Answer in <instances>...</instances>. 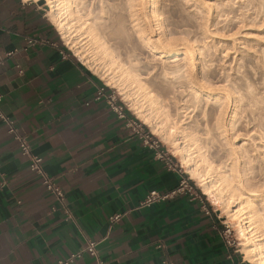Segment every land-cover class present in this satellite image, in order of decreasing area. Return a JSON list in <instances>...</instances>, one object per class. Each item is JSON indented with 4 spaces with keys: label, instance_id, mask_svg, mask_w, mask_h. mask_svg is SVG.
<instances>
[{
    "label": "crops",
    "instance_id": "0c3cea01",
    "mask_svg": "<svg viewBox=\"0 0 264 264\" xmlns=\"http://www.w3.org/2000/svg\"><path fill=\"white\" fill-rule=\"evenodd\" d=\"M112 92L65 44L46 2L0 0L2 110L73 214L52 212L56 198L0 120V264H56L88 239L107 264H245L207 194L170 152L172 162L148 146ZM152 190L168 197L145 204Z\"/></svg>",
    "mask_w": 264,
    "mask_h": 264
},
{
    "label": "bare ground",
    "instance_id": "6f19581e",
    "mask_svg": "<svg viewBox=\"0 0 264 264\" xmlns=\"http://www.w3.org/2000/svg\"><path fill=\"white\" fill-rule=\"evenodd\" d=\"M100 1L102 5L99 16L90 17L92 11L88 10L89 7L87 12H82L83 7L77 0H45L50 7L51 20L57 26L65 44L107 85L117 89L124 96L134 114L149 126L154 134L161 137L165 143L172 145L190 177L198 180L204 192L211 199L213 198L215 205L223 207L230 214V218L236 221L246 258L253 264H264V191H260L259 187L255 189L246 186L249 185L250 178L247 177L249 170L248 167L246 169L245 164L256 154L251 153L252 157H250L249 149L241 147L240 144L233 147L231 143L232 148L230 147L229 153L226 154L228 157L224 156L229 162L215 161L216 164L211 159L209 143L203 142V137L207 139L213 137L214 129L227 138L229 130H235L231 126L234 127L236 124L238 108L232 110L233 117L229 127L226 123V115L230 100L228 94H223L213 99L219 106L216 108L217 116L210 119L215 121L212 129L208 122L203 119L201 121L198 118L200 115L197 116L195 113L193 116L189 115V120L194 118L197 126L183 123L184 114L187 116L191 112L201 110L203 117L207 115L213 91L210 85H205L204 70L210 72L211 66L202 63V57L198 54L199 48L197 49L193 43L183 40L179 44L172 35H168L170 33L166 29L164 13L168 6L171 7L172 0H125V6L119 2L120 0H110L106 5V0ZM82 35H85L86 43H83ZM116 39L122 41L126 49L125 59L121 61H118L107 42ZM131 44L142 45L152 56L160 55L164 74H171L170 78H185L184 81L188 82L185 87L188 86L186 88L192 95L193 104H190L191 101L185 103L182 98L181 102H177L179 99L172 98L171 95L165 97L155 95L143 77L145 74L149 76L150 73L147 71L144 74L142 70L140 71L141 61L135 55V46L132 47ZM179 56L183 57L178 60ZM170 59L174 61H169ZM176 87L177 90L173 86L175 88L173 94L180 87L182 89L183 85ZM169 94H172V91ZM188 98L185 100L187 101ZM172 100L177 105L181 104L179 108L177 107L180 115L177 116V120L176 117H171L172 114L170 115L168 109L170 103H173ZM189 109L192 111L187 113ZM236 138L237 136H234L233 140ZM228 141V145H231ZM243 158L250 161L246 162ZM260 171L264 172V169ZM258 200L261 206L257 203Z\"/></svg>",
    "mask_w": 264,
    "mask_h": 264
},
{
    "label": "rangeland",
    "instance_id": "374dc122",
    "mask_svg": "<svg viewBox=\"0 0 264 264\" xmlns=\"http://www.w3.org/2000/svg\"><path fill=\"white\" fill-rule=\"evenodd\" d=\"M43 1L45 2V0ZM109 1L110 0H106L105 5ZM77 2H80V6L83 7L82 12H87L89 7L88 10L92 11L90 17L99 16L102 5L100 0H77ZM119 2L124 6L126 4L125 0H120ZM170 6V8L169 6L167 8L165 7L166 9L164 8L166 29H168L167 32L170 33L168 35H172L179 44L182 43L183 40L184 42L187 40L193 43L197 49L199 48L198 54L202 57V63H204L205 66H211L210 72L203 69L204 72H206H203L206 76L205 81H208L207 83L205 82V85H210L213 91L209 100L210 103L208 105L209 110L207 111V115L203 117V115H201V110L192 113L191 108L187 111V113L191 112V114L187 115L188 117L185 116V114L183 115V123L186 122L185 124L189 123L190 125L197 126L193 120L194 118L189 120V115L193 116L195 113L197 116L200 115L198 118H200L201 121L203 119L205 122H208L210 129H212L215 121L213 122L210 119L217 116L216 108L219 106L213 99L216 96L228 94L230 100V102L228 101L230 106L228 105L229 109L226 115V123H228V126H231L229 123H231L233 117L232 110H234L235 107L236 110L238 108L237 118L235 117L236 124L234 127L231 126L232 129H235V132L229 130L230 126L228 127L229 136L227 138L232 139L228 141L219 131L214 129L213 137H208V139L207 137H203V142L209 143L211 159H213L214 162H221L222 160L227 161L228 159L226 157H228V155L226 156V154L229 153L232 144L233 147H236L234 146L236 144H240L241 147L249 149V152L251 151L249 155L251 153L254 155L255 153L256 155L254 156L256 157L253 156V158H251L252 162L247 158H243L244 161L247 162V160H249L251 162L245 164L246 169L248 167L249 170V176L247 174V177L250 178L248 182L249 185L246 184V186L251 188L254 187L255 189L259 187L260 191L263 192L264 172H261L260 169H264V0H172ZM48 10L50 11L49 5ZM124 14H126L125 11ZM81 39H83V43L87 42L85 35H82ZM109 41L110 40L107 42L113 49L118 61L124 60L126 49L122 41L118 39ZM130 46L134 47L135 44H131ZM135 55L141 61V64H139L140 71L142 70L143 72H141L144 74L149 71L150 75L147 76L145 74L143 77L155 95L157 94L159 97L171 95L170 97L172 98H176L177 100L182 98L181 100L184 99L183 101H185V103L191 101L190 104H193V99H191L192 95L189 94L187 89L188 86H186L187 88L185 87V85H188L187 80L184 81L185 78L183 77V79L179 77L176 78L174 75L175 78H170L172 77L170 76L171 74H164V66L160 55L152 56L148 49L139 44L135 46ZM182 57L183 56H179L177 59L179 60ZM169 61H174V59H170ZM182 81H184V83ZM180 84L183 85L184 88L182 87L181 89L180 87L177 91L178 93L174 92L173 94V90L175 88L177 90L176 86ZM172 85L175 86V88H173ZM110 88L115 91L116 99L134 114L124 96L120 94L117 89L111 86ZM171 91L172 94H169ZM182 95H184V97ZM186 98H188L187 101L185 100ZM179 100L177 102H181V100ZM203 103L204 101L202 104ZM235 103L237 105H235ZM170 104L168 108L170 109L169 112H171L170 115L172 114L171 117H176L175 120H177V116L179 115L178 108L181 104L177 105L174 101ZM134 116L145 128H147V130L152 132L156 139L160 140L164 148L174 156L176 162L182 166L183 170L186 172L180 157L176 156V151L172 145L165 143L163 139L154 134L152 129L145 125L141 119L135 114ZM231 136H237V138L233 140ZM227 141L230 142L229 144H232L228 145ZM255 148L256 150L258 149V152ZM250 157L252 156L250 155ZM254 158L255 160L253 161ZM260 172L262 175H260ZM186 174L188 173L186 172ZM188 176L190 177L189 174ZM193 180L204 192L198 180ZM261 184L263 186H261ZM208 197L215 205L213 198L211 199L210 196ZM258 201L257 203L260 204L261 202ZM215 206L229 225L231 231L228 233V238L234 243L233 246L235 249L239 250L242 260H244L245 264H253L246 258L244 245L242 243L243 240L239 234V226L236 221L230 218V214L223 207L218 204Z\"/></svg>",
    "mask_w": 264,
    "mask_h": 264
},
{
    "label": "built area",
    "instance_id": "2783aa9c",
    "mask_svg": "<svg viewBox=\"0 0 264 264\" xmlns=\"http://www.w3.org/2000/svg\"><path fill=\"white\" fill-rule=\"evenodd\" d=\"M29 44L31 46L35 45V43L31 40L29 41ZM109 100L111 101L112 107L118 110L120 114H122L125 108L122 104H117L118 100L116 99L115 91L112 92L109 97ZM2 102L3 97L0 96V120L6 124L8 132L19 143L22 154L26 156L29 160L31 170L34 171L41 178L48 192L56 198L58 204L52 207V212L61 210L65 216V220H72V210L68 202L66 201V195L64 191L57 183L56 178L46 171L44 167L43 158L34 152L33 146L29 142L28 136H26L20 131V128L18 127L13 118L4 113V111L2 110ZM134 127L136 133L141 135V137L144 139V141L148 144L150 148L158 150L159 156L161 158L172 162V160L170 159L169 151L164 148L160 140L156 139L153 136L151 131L145 130L144 126L141 123L137 122H134ZM167 197V195H162L158 191L152 190L147 196L145 204L149 205L154 202H160L165 200ZM121 217V214H115L110 217V222L112 224L116 223L120 221ZM225 227V235L228 236V233H230L231 230L228 224H226ZM228 244L233 245L234 243L229 239ZM86 255L90 256L93 259V264H107V261L100 254L98 242L92 239H88L84 247H82L77 252L71 254L68 258L58 261L56 264H79V261L83 259ZM163 264L172 263L169 261H165Z\"/></svg>",
    "mask_w": 264,
    "mask_h": 264
}]
</instances>
